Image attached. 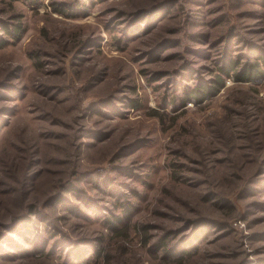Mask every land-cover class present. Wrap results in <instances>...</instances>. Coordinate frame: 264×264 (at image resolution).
Segmentation results:
<instances>
[{
	"label": "rangeland",
	"instance_id": "1",
	"mask_svg": "<svg viewBox=\"0 0 264 264\" xmlns=\"http://www.w3.org/2000/svg\"><path fill=\"white\" fill-rule=\"evenodd\" d=\"M259 56L264 0H0V264H264V74L183 97Z\"/></svg>",
	"mask_w": 264,
	"mask_h": 264
},
{
	"label": "trees",
	"instance_id": "2",
	"mask_svg": "<svg viewBox=\"0 0 264 264\" xmlns=\"http://www.w3.org/2000/svg\"><path fill=\"white\" fill-rule=\"evenodd\" d=\"M58 11L64 12L61 8ZM21 29V26L18 27ZM258 61L245 62L244 64L238 59H228L222 64L217 73L209 80L197 83L194 88H185L184 102L195 101L202 103L203 101L217 96L225 87L226 81L232 78L238 82H252L259 79L264 73L261 69V62L264 63V56H259ZM242 66V68H240ZM162 245L165 243L162 242ZM168 245H164L163 248Z\"/></svg>",
	"mask_w": 264,
	"mask_h": 264
}]
</instances>
